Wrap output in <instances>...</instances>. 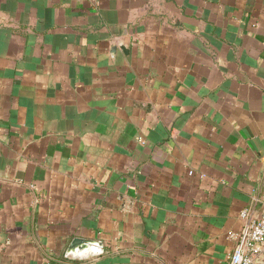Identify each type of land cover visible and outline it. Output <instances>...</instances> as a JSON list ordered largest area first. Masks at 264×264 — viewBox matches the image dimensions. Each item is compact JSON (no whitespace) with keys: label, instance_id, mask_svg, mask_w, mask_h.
<instances>
[{"label":"crops","instance_id":"1","mask_svg":"<svg viewBox=\"0 0 264 264\" xmlns=\"http://www.w3.org/2000/svg\"><path fill=\"white\" fill-rule=\"evenodd\" d=\"M262 197L264 0H0V264H229Z\"/></svg>","mask_w":264,"mask_h":264},{"label":"built area","instance_id":"2","mask_svg":"<svg viewBox=\"0 0 264 264\" xmlns=\"http://www.w3.org/2000/svg\"><path fill=\"white\" fill-rule=\"evenodd\" d=\"M239 218V231L229 236L234 241L229 264H264V197L243 207Z\"/></svg>","mask_w":264,"mask_h":264},{"label":"water","instance_id":"3","mask_svg":"<svg viewBox=\"0 0 264 264\" xmlns=\"http://www.w3.org/2000/svg\"><path fill=\"white\" fill-rule=\"evenodd\" d=\"M93 242L92 241H89L87 239H82V238H78V237H75L72 239V241L70 242L69 244V247H68V252L70 251H74L75 249H80V250H85V249H89L90 245H92ZM94 254H100V251L98 250H94ZM69 254V253H67Z\"/></svg>","mask_w":264,"mask_h":264}]
</instances>
